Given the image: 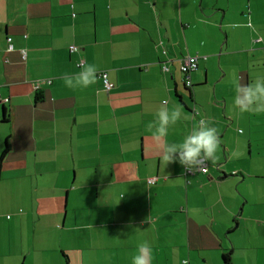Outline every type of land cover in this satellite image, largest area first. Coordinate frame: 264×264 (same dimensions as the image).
<instances>
[{
    "label": "crops",
    "instance_id": "0c3cea01",
    "mask_svg": "<svg viewBox=\"0 0 264 264\" xmlns=\"http://www.w3.org/2000/svg\"><path fill=\"white\" fill-rule=\"evenodd\" d=\"M81 62L97 80L70 89ZM258 77L264 0H0V264H131L143 242L152 264H264V112L232 109ZM164 103L169 143L214 122L209 172L161 160Z\"/></svg>",
    "mask_w": 264,
    "mask_h": 264
},
{
    "label": "clouds",
    "instance_id": "9594fccd",
    "mask_svg": "<svg viewBox=\"0 0 264 264\" xmlns=\"http://www.w3.org/2000/svg\"><path fill=\"white\" fill-rule=\"evenodd\" d=\"M81 70L73 75L65 74L62 79L66 87L86 89L97 80V67L94 64L83 63ZM241 78L233 80L235 96L232 109L238 114L245 112H264V77H258L252 83L244 84ZM198 111V110H197ZM182 119V109L166 103L156 111L153 121L146 125V131L151 134L161 160L166 164L179 162L187 172L205 171L206 162L215 164L220 137L211 118H201L180 142L169 143V129L176 126ZM151 222V221H150ZM131 264H152V249L150 244L143 242L137 246L131 257Z\"/></svg>",
    "mask_w": 264,
    "mask_h": 264
},
{
    "label": "built area",
    "instance_id": "2783aa9c",
    "mask_svg": "<svg viewBox=\"0 0 264 264\" xmlns=\"http://www.w3.org/2000/svg\"><path fill=\"white\" fill-rule=\"evenodd\" d=\"M71 50L72 51H75L77 49V46L75 45H72L71 47ZM164 52L166 53L167 51L164 50ZM24 55H25V50L23 51ZM200 58H204L206 59L207 56H199V55H187V56H184L182 59H181V70L182 72L186 75V84L188 86H190L192 84V80H191V73L198 67V62H199V59ZM83 64V62L79 63V65ZM101 77H102V80H103V84H104V87L106 89H110L114 86V83L111 82L108 78V72L107 71H102L101 72ZM4 100L6 99H2V97L0 96V102H3ZM206 170L205 171H196V172H186L187 175H195L199 172H203V173H207L209 172V168H210V163L209 162H206ZM157 181V177H150L148 179V182L151 183V184H154L156 183ZM184 262H187L186 260H184Z\"/></svg>",
    "mask_w": 264,
    "mask_h": 264
},
{
    "label": "trees",
    "instance_id": "16d2710c",
    "mask_svg": "<svg viewBox=\"0 0 264 264\" xmlns=\"http://www.w3.org/2000/svg\"><path fill=\"white\" fill-rule=\"evenodd\" d=\"M42 98H43L42 95H40V94L37 95V100H42ZM231 256H232L231 251H228V252L224 253L223 254V261H224V263H226V264H232V257Z\"/></svg>",
    "mask_w": 264,
    "mask_h": 264
}]
</instances>
